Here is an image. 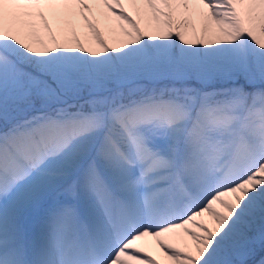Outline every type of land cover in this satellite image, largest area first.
Returning <instances> with one entry per match:
<instances>
[{
	"label": "snow or ice",
	"instance_id": "1",
	"mask_svg": "<svg viewBox=\"0 0 264 264\" xmlns=\"http://www.w3.org/2000/svg\"><path fill=\"white\" fill-rule=\"evenodd\" d=\"M127 6L0 0V264H264V0Z\"/></svg>",
	"mask_w": 264,
	"mask_h": 264
},
{
	"label": "bare ground",
	"instance_id": "2",
	"mask_svg": "<svg viewBox=\"0 0 264 264\" xmlns=\"http://www.w3.org/2000/svg\"><path fill=\"white\" fill-rule=\"evenodd\" d=\"M125 6L127 10L132 12V14L135 16L136 13L133 9L128 8L127 6V0H125ZM108 18H99V17H90V19L93 20L94 23H96L97 27H99L101 34L104 36V38L110 43V45L117 47L118 42L120 39H122V33L120 32L119 25L122 24L123 22L118 21L115 17H112L111 14H107ZM52 25L53 31H57L58 25L55 21H50ZM140 26L142 29H151L154 27V22L147 21V20H140L139 21ZM191 24L195 26V30L198 32L200 28V20L196 17L191 18ZM127 27V25H124ZM68 27L69 29H74L77 34L80 35L81 39L85 41V43L91 42L94 45V40L91 38L90 31L88 30L85 22L79 18H71L68 21ZM192 28L190 27L187 31L188 34L192 33ZM205 221L208 220L207 214L204 217ZM171 242L173 243H179L178 240L175 238H170ZM155 239L153 237H145L143 241H141L142 245L146 247L147 251H153L155 254H161L160 249L156 246V243L154 241ZM166 260V257H165Z\"/></svg>",
	"mask_w": 264,
	"mask_h": 264
},
{
	"label": "rangeland",
	"instance_id": "3",
	"mask_svg": "<svg viewBox=\"0 0 264 264\" xmlns=\"http://www.w3.org/2000/svg\"><path fill=\"white\" fill-rule=\"evenodd\" d=\"M92 38V37H91ZM93 39V38H92ZM143 241V240H142ZM155 241V240H154ZM144 242V241H143ZM140 243H142V242H140ZM159 249V248H158ZM153 255H155L158 259H161V260H165V257H163V255H162V253H161V251H160V253L161 254H155V252H153V251H150Z\"/></svg>",
	"mask_w": 264,
	"mask_h": 264
}]
</instances>
